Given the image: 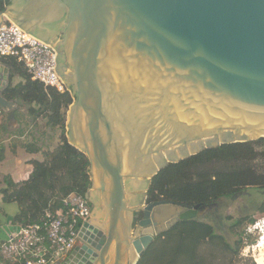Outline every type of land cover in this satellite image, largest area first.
<instances>
[{"label":"water","instance_id":"95a60500","mask_svg":"<svg viewBox=\"0 0 264 264\" xmlns=\"http://www.w3.org/2000/svg\"><path fill=\"white\" fill-rule=\"evenodd\" d=\"M9 7L17 15L2 12L0 24L7 16L51 45L46 33L60 35L58 73L75 98L67 139L90 164L99 217L83 224L79 245L57 264H138L158 237L200 211L149 202L162 170L264 139V0H11ZM5 74L11 79L0 60V113L14 119L19 103L5 96Z\"/></svg>","mask_w":264,"mask_h":264},{"label":"trees","instance_id":"16d2710c","mask_svg":"<svg viewBox=\"0 0 264 264\" xmlns=\"http://www.w3.org/2000/svg\"><path fill=\"white\" fill-rule=\"evenodd\" d=\"M8 4L7 0H0V12ZM2 61L24 79L23 83L6 90V98L18 100L22 106L28 107V114L34 121L42 119L48 128L61 131V144L46 153L45 162L34 163L35 169L29 181L16 186L9 178L6 179L7 188L3 193L20 207L15 220L27 226L41 223L47 211L63 208L64 199L72 192L88 198L92 188L90 164L88 158L67 139L66 113L73 104L71 94H61L33 81L24 65L14 58ZM7 125V122L3 124L1 131L7 132ZM35 138L38 143L39 139ZM37 143L27 144V151L39 152ZM4 158L5 149L1 146L0 163ZM257 161H264V139L206 150L162 170L152 181L149 200L198 206L201 211L216 205L221 199L236 198L248 189L264 190V167L256 169L252 166ZM45 179L52 183V194L42 189L34 190ZM260 212L264 213V208ZM224 240L215 235L213 227L197 219L182 221L158 237L138 264H199L201 246L206 242L212 246H218L220 242L218 247L232 251L233 247ZM241 243L237 242L236 253Z\"/></svg>","mask_w":264,"mask_h":264},{"label":"built area","instance_id":"2783aa9c","mask_svg":"<svg viewBox=\"0 0 264 264\" xmlns=\"http://www.w3.org/2000/svg\"><path fill=\"white\" fill-rule=\"evenodd\" d=\"M8 58L23 64L33 81L61 94L71 92L58 73L56 48L5 16L0 24V60ZM91 217L88 198L70 193L63 208L47 211L41 223L21 225L8 241L0 242V264H57L79 245V232ZM248 236L256 238L252 250L264 245V217L248 226ZM253 258L258 264L261 256Z\"/></svg>","mask_w":264,"mask_h":264},{"label":"rangeland","instance_id":"374dc122","mask_svg":"<svg viewBox=\"0 0 264 264\" xmlns=\"http://www.w3.org/2000/svg\"><path fill=\"white\" fill-rule=\"evenodd\" d=\"M71 93L74 103V93L73 91H71ZM16 111H18L16 113L18 117H24L26 118V120H30V130L33 127L32 131L35 136H44L43 138L46 141L44 143L47 144L45 145V147H47L48 151H51L52 149L55 150L61 144V131L58 128H48L46 126V123L42 119V122H37L38 125H36V122L33 121L32 117H30V115L28 114V107H24L21 104L18 105V109ZM69 115L70 109H68L66 113V126L69 121ZM26 125H28V123H26ZM44 143L41 142L40 144L43 146ZM252 166L256 169H261L264 167V161H257L253 163ZM24 168L27 169V172L32 170L31 165L26 164L24 165ZM217 169L219 170V168ZM17 179L19 180V182H21V177H18ZM32 186L35 187V184H33ZM40 189L47 191L49 194H52L53 187L51 181L45 179L44 181H42V185H38L34 190ZM93 190L94 192H98V189ZM132 194L133 192H130L128 200L132 198ZM88 199H90V196H88ZM101 199L102 196L100 194V200ZM100 206V210L103 211L105 209V206L103 205V203ZM263 208L264 190L251 188L246 190L236 198H224L219 200L216 205L208 209H202L197 217V220L200 223L213 227L215 235L224 238L226 242H228L233 247V249L232 251H225L221 247H218L221 246L220 242L218 246H212L210 243L206 242L203 244V246H201V261L199 264H256L253 255H256V257H263L264 245L261 248H257L254 250L250 248L251 244L254 243L256 238L248 236V226L252 223L251 220H254L255 222L257 218L264 217V213L260 212ZM97 212L98 210H95L92 215L94 219H97L99 217V213ZM239 241H242V243L240 245V248L238 249V252L236 253L235 247L237 242Z\"/></svg>","mask_w":264,"mask_h":264},{"label":"crops","instance_id":"0c3cea01","mask_svg":"<svg viewBox=\"0 0 264 264\" xmlns=\"http://www.w3.org/2000/svg\"><path fill=\"white\" fill-rule=\"evenodd\" d=\"M7 1L10 4L11 0ZM9 4L5 6L4 11L8 10L11 12V14L17 15V12H12L14 7H9ZM1 13L2 12H0V14ZM10 74L11 79L8 75L5 74V78H7V80H11L10 86L15 87L24 82V79L20 75L13 73L11 68ZM18 103L20 104V102ZM17 112L18 111L15 112L14 119H11L5 113H0V131L1 126L6 122L8 123L7 132H0V147L3 146V148L5 149V158L0 163V242L8 241L10 236L17 233L21 228V225L15 220L20 212L19 205L16 202L6 198L5 194L3 193V190L7 188L6 179L9 178L14 184H16V186L26 183L27 181H29L31 175L33 174L32 172H34V163L45 162L46 153H48V149L47 147H45V145L47 144L44 143L46 142L43 138L44 136H37V138L39 139V142L37 143V139L33 135V127L30 130V120H26V118L24 117H18L16 115ZM35 122L36 124L37 122L41 123L42 120L38 119ZM26 123H28V125H26ZM41 142L44 143L43 146L40 144ZM34 143H37V147L38 149H40V151H27L26 145H32ZM26 164L31 165L33 171L30 170L27 172V169L24 168V165ZM18 177H21V182H19V180L17 179ZM139 194L141 193H137L136 195Z\"/></svg>","mask_w":264,"mask_h":264},{"label":"flooded vegetation","instance_id":"af4514ba","mask_svg":"<svg viewBox=\"0 0 264 264\" xmlns=\"http://www.w3.org/2000/svg\"><path fill=\"white\" fill-rule=\"evenodd\" d=\"M52 32H53L52 34L46 33L45 38H46L47 41L53 43V46L56 48V50H58L57 52H58L59 57H60L59 46H60V42L62 41V39H61L60 35H58V33L56 31H52ZM60 63H59V65L62 66V62L61 61H60ZM68 72H70V71L68 70ZM70 94L72 96V93L71 92H70ZM91 189L89 190V193H88V196H90V199H88V200H89V203L92 205L91 209H92V213H93L94 212V204L91 202V193H90ZM149 202H152V201L149 200ZM200 212L201 211H199V214H200Z\"/></svg>","mask_w":264,"mask_h":264},{"label":"bare ground","instance_id":"6f19581e","mask_svg":"<svg viewBox=\"0 0 264 264\" xmlns=\"http://www.w3.org/2000/svg\"><path fill=\"white\" fill-rule=\"evenodd\" d=\"M250 134V133H248ZM253 138V137H252ZM258 264H264V256L259 258L258 261H257Z\"/></svg>","mask_w":264,"mask_h":264}]
</instances>
